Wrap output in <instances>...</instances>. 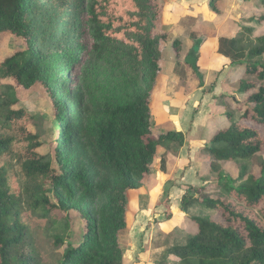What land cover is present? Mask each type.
I'll use <instances>...</instances> for the list:
<instances>
[{
  "label": "trees",
  "instance_id": "16d2710c",
  "mask_svg": "<svg viewBox=\"0 0 264 264\" xmlns=\"http://www.w3.org/2000/svg\"><path fill=\"white\" fill-rule=\"evenodd\" d=\"M55 2L52 13L41 15L36 0H0V47L9 34L27 46L0 56V264H125L121 235L128 226L129 191L141 188L153 173L159 145L166 148L160 160L166 171L168 154L187 142L180 130L153 127L151 100L161 71V43L169 40L158 24L164 6L161 0H87L74 12L77 20L87 11L82 22L94 36L95 51L111 58L131 86L123 99H102L73 87L63 75L64 66L71 72L78 58L65 48L66 35H57L68 16L62 9L68 0ZM254 20L262 25L264 16ZM254 31L243 25L217 43L219 53L243 67L238 90L243 96L252 92L248 101L253 106L235 120L230 112L231 124L205 146L212 167L225 174L213 186L190 185L186 191L213 213L191 215L195 230H188L185 243L171 246L168 252L175 259L168 255L159 264H264V157L256 169L246 164L261 156L264 138L258 128L241 123L250 118L264 124V34ZM79 37L71 42L79 41L82 50ZM173 46L180 48L181 41L174 40ZM37 83L53 99L60 123L54 150L47 154L40 151L43 136L29 127L34 116L18 107L17 86ZM230 161L235 173L225 170ZM15 177L20 186L13 183ZM73 209L85 221L78 241L51 234L54 250L43 256L32 238L31 218L50 219L51 231L59 221L68 222ZM56 210L59 218L53 217Z\"/></svg>",
  "mask_w": 264,
  "mask_h": 264
},
{
  "label": "rangeland",
  "instance_id": "374dc122",
  "mask_svg": "<svg viewBox=\"0 0 264 264\" xmlns=\"http://www.w3.org/2000/svg\"><path fill=\"white\" fill-rule=\"evenodd\" d=\"M55 1L36 0L41 15L52 13L51 3L57 7ZM86 1L68 0L62 8L68 16L64 17L62 24L58 26L63 30H58L57 35H66V39L63 40L65 48L78 58L71 72L66 68L67 66H64L63 75L71 79L73 87L79 85L84 91L90 92L93 98L123 99L131 92V86L120 75L111 58L106 55L100 56L99 51H95L94 36L89 27L84 26V21L82 22V18L84 20L87 16V11H84L81 19L79 17L75 20L73 15L76 10L80 11L84 7ZM69 3H72L71 6ZM161 3L165 10L158 21L160 29L165 24L167 29L179 28L182 31L180 27L183 26L190 27L192 32L189 35L184 32L173 33V36L176 35L182 41L178 49L172 45L173 39L163 42L160 76L151 100L153 127L157 131L178 128L187 135L193 131L194 136L191 140L197 143V179L200 180H195L194 175L191 183L198 186H213L226 171L222 173L212 167L211 155H204L208 153L205 149L206 143L211 141L217 131L231 124L228 118L230 112L233 113V120H235L246 106H253L248 101L252 92L243 96L238 90L243 67L239 63L219 61L215 55L214 41L218 34L235 35L243 25L254 27L256 36L263 35L264 23L259 25L254 17L264 16V0H217L216 9L210 0H161ZM45 19L46 17L43 23ZM169 25L171 27L168 28ZM78 37L82 50L78 47L79 41L71 42ZM46 45L42 42L41 48L46 49ZM26 47L22 38L6 35L1 38L0 56L13 54ZM177 50H179L178 55ZM61 52L62 50L56 51L58 54ZM57 61L58 63L61 61L60 57L52 61L53 65H56ZM221 77L225 83L217 92L220 94L214 98L210 95L207 101H204L207 92L215 91L213 89L215 81ZM16 89L20 99L18 107H23L34 116L30 129L34 133L41 134L45 140L40 151L44 154L53 152L54 143L60 132L53 99L40 83L31 88L18 85ZM196 93L199 95L197 96ZM202 106H205L207 115L198 121V126H201L198 130L196 125L193 126V119L190 116L198 113ZM241 123L258 128L264 138V124L253 122L250 118L242 119ZM158 149L159 154L153 166L155 171L146 177L144 189L128 193V226L125 233L121 235L125 250V264H159L168 255L169 259H175L176 257L168 252L171 246L175 243H185L188 230L193 231L196 228L190 216L213 213L192 200L193 193L186 192L190 184L185 185L183 198L178 194L180 190L171 192L172 187L177 185V178L164 176L160 168V160L165 146L162 144ZM260 154L261 156L253 161L242 162L241 165L246 163L249 169H256L262 160L261 157H264V150ZM169 166L173 170L175 160ZM225 170L235 173L233 162H226ZM20 182V177L13 179L15 185L20 186ZM201 194L202 191L196 193L197 196ZM54 216L59 218V210L53 212ZM213 217L222 220L221 215L215 212ZM70 218L68 222L59 221L51 231L49 230L52 226L50 219L31 218L32 238L38 252L43 256H49L53 252L54 244L51 234H58L67 242L78 241L85 226L84 218L75 209L71 211Z\"/></svg>",
  "mask_w": 264,
  "mask_h": 264
},
{
  "label": "crops",
  "instance_id": "0c3cea01",
  "mask_svg": "<svg viewBox=\"0 0 264 264\" xmlns=\"http://www.w3.org/2000/svg\"><path fill=\"white\" fill-rule=\"evenodd\" d=\"M217 1V0H216ZM210 3H211V0H210ZM164 6V5H163ZM164 10H165V8H164ZM163 10V11H164ZM163 13V12H162ZM179 25H183V23H178ZM163 25V24H162ZM165 25V24H164ZM163 25V27H161L162 28V30H164V31H166V32H168V34H169V40L170 39H173V42H174V40H176V39H178V40H180L181 41V39H179L176 35L175 36H173V33H177V34H179L180 32H184L185 34H187V35H189L192 31H191V29H190V27H183V26H181L180 28H182L183 30L182 31H180L179 30V28L176 30V29H174L173 28V30H171V29H167V28H165L166 27V25L164 26ZM175 25H177V24H175ZM168 28L169 27H171V25H169V26H167ZM164 28V29H163ZM176 30V31H175ZM239 31V30H238ZM237 31V32H238ZM237 32H236V34H237ZM235 34V35H236ZM222 35H229V36H235V35H232V34H225V33H223V34H218L217 35V37H216V40L214 41V47L216 46V52H215V55H217V59L219 60V61H221V62H226L227 63V61H229L230 62V60L227 58V57H225L224 55H222L221 53H219L218 51H217V43H218V39H219V37L220 36H222ZM168 40V41H169ZM173 42H172V45H173ZM181 44H182V41H181ZM162 45H163V42H162V44H161V47H162ZM177 54V53H176ZM162 58H163V56H162ZM162 60V59H161ZM232 63V62H231ZM162 64V63H161ZM234 64V63H233ZM230 67H233L232 65H230ZM160 76V75H159ZM159 78V77H158ZM158 80V79H157ZM216 84H215V87L213 88V89H215V91H209V92H207V94H206V96H205V98H204V101H207V98L211 95L213 98H214V96H218L217 94H220V93H217V92H219L220 90H221V87H222V85L225 83V81L222 79V77L221 78H218L216 81ZM214 86V85H213ZM155 90V89H154ZM198 92V91H197ZM154 93V92H153ZM197 94V96L199 95L198 93H196ZM201 96V95H200ZM194 103V102H193ZM192 103V104H193ZM204 115H207V112H205V106H202V107H200V111L197 113H195V115H193L192 116V114H191V116H190V118L191 119H193V126L194 125H196V127L198 128V130H199V128L201 127L200 125L198 126V121L200 120V119H202V117L204 116ZM170 129H177V130H180V131H182V129H178V128H170ZM168 130V129H167ZM195 131V130H194ZM183 133H184V131H182ZM185 134V137H186V140H187V142H186V144L185 145H183L180 149H179V151L177 152V153H175V154H173V153H169L168 154V161H167V164H166V171H163L164 172V176H166V177H169V178H171V177H176L177 178V181H176V184L177 185H175L174 187H172V191L171 192H174V190H180L179 191V195L183 198V194H184V189H185V185H187V184H190V185H197V184H195V183H191V181H193L194 180V175H195V180H197V181H199L198 179H197V177H198V175H197V169H198V165L196 164L197 163V161H196V159H197V157H198V151H196L197 150V143L194 141V140H191V138L193 139V134H194V132L192 131V133L191 134H189V135H187L186 133H184ZM190 140V144H189V140ZM207 144V143H206ZM160 146V145H159ZM159 146H158V148H159ZM191 147V148H190ZM166 152V148H165V150L163 151V153H162V155L164 154ZM201 152V154H204L202 151H200ZM158 154H159V149H158V151H157V157H158ZM162 155H161V157H162ZM204 155H209L208 153L206 154H204ZM195 156H196V158H195ZM157 157L155 158V160L157 159ZM173 160H175V166L173 167V170H171L170 169V166H169V164H171V162L173 161ZM186 160H187V162H186ZM155 162V161H154ZM153 166H154V163H153ZM171 170V171H170ZM154 171H155V169H154ZM153 171V172H154ZM145 184V183H144ZM189 185V186H190ZM144 187H145V185H143L141 188H139V189H141V190H143L144 189ZM134 190H138V189H134ZM134 190H130V191H134ZM129 191V192H130Z\"/></svg>",
  "mask_w": 264,
  "mask_h": 264
}]
</instances>
